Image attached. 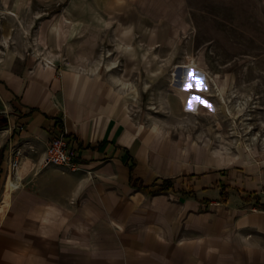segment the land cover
Returning <instances> with one entry per match:
<instances>
[{
  "label": "crops",
  "instance_id": "obj_1",
  "mask_svg": "<svg viewBox=\"0 0 264 264\" xmlns=\"http://www.w3.org/2000/svg\"><path fill=\"white\" fill-rule=\"evenodd\" d=\"M110 83L50 62L26 72L0 68V205L12 151L24 152L19 170L29 166L0 222V264H264V159L244 152L232 161L208 146L169 145L134 127L122 89ZM59 130L77 173L45 166ZM112 177L132 189L131 179L149 187L142 180H171L162 191L182 196L154 201L174 207V229L132 233L113 225L127 214L112 213ZM111 236L107 246L103 238Z\"/></svg>",
  "mask_w": 264,
  "mask_h": 264
},
{
  "label": "rangeland",
  "instance_id": "obj_2",
  "mask_svg": "<svg viewBox=\"0 0 264 264\" xmlns=\"http://www.w3.org/2000/svg\"><path fill=\"white\" fill-rule=\"evenodd\" d=\"M49 62L115 82L134 127L169 145L208 146L232 161L244 152L264 159V0H0V68L26 72ZM178 64L206 77L210 107L185 111L188 91L183 98L172 86ZM142 181L152 194L112 177V213L127 214L112 224L172 231L174 207L154 199L182 194L162 191L163 180Z\"/></svg>",
  "mask_w": 264,
  "mask_h": 264
},
{
  "label": "bare ground",
  "instance_id": "obj_3",
  "mask_svg": "<svg viewBox=\"0 0 264 264\" xmlns=\"http://www.w3.org/2000/svg\"><path fill=\"white\" fill-rule=\"evenodd\" d=\"M172 79V86L176 88L178 94L182 95L183 98L186 95V91H188L185 97V111L186 112H194L200 106L210 107L212 104L210 100L203 94V91L209 89V84L206 81V77L204 75H198L194 70V67L190 64H178L174 67ZM198 76V78L196 77ZM200 81V84H196L195 80ZM204 80V81H202ZM199 86L202 91L191 92L189 89L192 87ZM137 90L127 94L126 98L128 101L136 98ZM135 100V99H134ZM29 166L28 163L23 166L21 170L17 173V177H9L5 182L3 201L0 205V222L4 218L7 210L11 206V198L13 193L21 187V182L23 178L28 174Z\"/></svg>",
  "mask_w": 264,
  "mask_h": 264
},
{
  "label": "built area",
  "instance_id": "obj_4",
  "mask_svg": "<svg viewBox=\"0 0 264 264\" xmlns=\"http://www.w3.org/2000/svg\"><path fill=\"white\" fill-rule=\"evenodd\" d=\"M74 152L71 150L70 142L65 131L59 130L50 141V145L47 151V157L45 159V166L55 165L76 171L79 167L75 162ZM24 152L20 149H14L11 153L9 160L10 174L14 177L22 165ZM15 178V177H14Z\"/></svg>",
  "mask_w": 264,
  "mask_h": 264
},
{
  "label": "trees",
  "instance_id": "obj_5",
  "mask_svg": "<svg viewBox=\"0 0 264 264\" xmlns=\"http://www.w3.org/2000/svg\"><path fill=\"white\" fill-rule=\"evenodd\" d=\"M131 182H132V185H133L134 188L140 189V190L145 191V192H147L149 194L153 193L149 186H145L143 183L138 184V180L131 179ZM163 183L164 184L161 185L163 187L162 190H168V188H172V181L171 180L168 179V180L164 181Z\"/></svg>",
  "mask_w": 264,
  "mask_h": 264
}]
</instances>
